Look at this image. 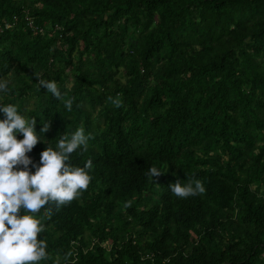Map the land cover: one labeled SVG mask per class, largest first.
Returning a JSON list of instances; mask_svg holds the SVG:
<instances>
[{
	"label": "trees",
	"instance_id": "1",
	"mask_svg": "<svg viewBox=\"0 0 264 264\" xmlns=\"http://www.w3.org/2000/svg\"><path fill=\"white\" fill-rule=\"evenodd\" d=\"M0 80L37 120L33 165L93 137L71 161L93 179L53 206L41 264H264V0H0ZM187 178L204 194L175 197Z\"/></svg>",
	"mask_w": 264,
	"mask_h": 264
},
{
	"label": "clouds",
	"instance_id": "2",
	"mask_svg": "<svg viewBox=\"0 0 264 264\" xmlns=\"http://www.w3.org/2000/svg\"><path fill=\"white\" fill-rule=\"evenodd\" d=\"M38 81L41 88L72 111L74 98L65 99L55 81L39 77ZM9 83L0 80V93L9 90ZM108 100L117 108L122 106L119 95L109 96ZM0 112L5 115V119H0V264H41L49 259L47 241L40 237L46 232L45 220L51 217L53 206L59 210L79 199L93 179L91 159L83 167L71 162L72 154L88 151L93 137L81 126L70 137L61 136L55 148L49 144L40 153L39 163L33 165L28 153L41 140L36 131V118H29L12 103H0ZM49 128L50 122H46L41 132ZM18 133L23 139L17 138ZM166 172L152 166L147 174L154 178ZM187 179L185 184L177 179L169 186L175 197L186 199L204 194L200 179ZM125 207H131V201ZM71 255L69 252L65 258Z\"/></svg>",
	"mask_w": 264,
	"mask_h": 264
}]
</instances>
